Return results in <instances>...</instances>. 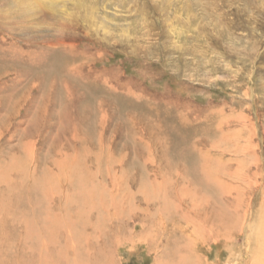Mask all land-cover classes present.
<instances>
[{
    "label": "rangeland",
    "instance_id": "1",
    "mask_svg": "<svg viewBox=\"0 0 264 264\" xmlns=\"http://www.w3.org/2000/svg\"><path fill=\"white\" fill-rule=\"evenodd\" d=\"M78 243L264 245V0H0V264Z\"/></svg>",
    "mask_w": 264,
    "mask_h": 264
},
{
    "label": "bare ground",
    "instance_id": "2",
    "mask_svg": "<svg viewBox=\"0 0 264 264\" xmlns=\"http://www.w3.org/2000/svg\"><path fill=\"white\" fill-rule=\"evenodd\" d=\"M130 202H131L130 207L134 211V209L137 208V206L135 203H132V201H130ZM202 203H204V200L202 201ZM195 204H197V203H195ZM197 205H199V204H197ZM205 205H207V204H205ZM205 205H203V206H205ZM187 210H189V209H187ZM199 211H201V210H199ZM187 213H189V212H187ZM157 215L160 218L159 220L163 219V214H161L160 209L157 212ZM188 215L185 214V217H186V219H188V223L190 224V226H193V223L195 225H196V222L198 223V226L196 225L194 231H192L193 234H195L197 236H199V235L203 236L205 234H208L210 231L213 232V230H216L215 225H212L214 227L209 225V224H211V223H209V221H207V220H209V217H204L202 219V216H196L197 214H195L194 217H193L194 214L193 215L190 214V216H188ZM209 216H210V214H209ZM217 217L221 218L222 216H220V214H219V215H217ZM217 217H216V219H218ZM226 218H227V214H226ZM196 219H197V221H196ZM192 221H193V223H192ZM223 227H227V222L223 223ZM202 229H204V230L201 231ZM251 234H250V236H254L253 233H251ZM186 236H187V234H186ZM256 241H259V239L255 238L254 242H256ZM57 246L58 245H50V244L49 245H30V246L24 245L25 249H28L30 252H33L32 254H30V257H32V258H30L28 260H26L27 259L26 258L24 264H29L28 262L31 263L33 260H34V262H36V264H60L61 260H64V258H66V257L65 256L63 257L64 253L61 254L59 251V249L63 250L64 247L57 248ZM134 246L135 245H133V247ZM158 246L159 245L154 246L155 251L159 249ZM240 247H241L240 249L239 248L236 249L237 248L236 245H232V246L229 245L226 248L228 256L225 260H222L221 256L218 254V252H216V254L214 255V259L211 262V264H264V245L263 244L262 245H241ZM41 249H42V251H44V253L46 255L45 257L47 258L44 260V262L41 260V258H42V255L40 254L41 252L33 251V250H40L41 251ZM49 249H51V250H49ZM52 249H56V250H52ZM91 249H93V248L88 243H87V245H79V243L77 245H68L67 251L75 253L76 254L75 257H78V259L76 258L75 260H71V261H73L72 264H83V261L85 259L82 261L79 260V258H82L79 250L82 252L83 255L87 256V255H89V253H90L89 251H91ZM57 250L59 252H55ZM135 251L136 250L133 248L130 250V253H134ZM159 251H161V252H160V255H157L158 256L157 264H200V262H199L200 257L198 256L197 252L195 251V249L192 246L187 247L186 245H166L162 249H160ZM24 252H25V250H24ZM96 261L98 262V264H99V262H101L100 258L97 259Z\"/></svg>",
    "mask_w": 264,
    "mask_h": 264
}]
</instances>
